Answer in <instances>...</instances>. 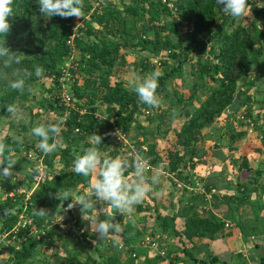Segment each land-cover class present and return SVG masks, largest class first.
Returning <instances> with one entry per match:
<instances>
[{"label":"trees","instance_id":"16d2710c","mask_svg":"<svg viewBox=\"0 0 264 264\" xmlns=\"http://www.w3.org/2000/svg\"><path fill=\"white\" fill-rule=\"evenodd\" d=\"M119 1L121 2L120 6L122 5L120 9L111 6L99 7V5L93 8L86 5L85 0H82L85 15L83 16L87 17L88 21L86 28L81 27L82 29H78V32L76 30V35L80 36L73 39V47H70L68 40L74 27V17L53 16L47 18L40 13L38 0H14L13 16L9 17L10 29L4 37L0 36V42H3L4 39L5 46L20 56L21 64L17 65V68L33 73L36 66L43 68V76L40 78L50 80L55 90L54 94L48 96L49 100L44 107L45 111L54 112L60 117L63 116L66 109L59 98L62 67L68 61L77 65L75 70H69L72 75L68 93L74 100V107L68 112L67 121L60 124L59 136L66 144L65 147L60 148L58 145L57 150L48 154L43 153L41 149L36 151L35 155L41 159L44 167L45 178L39 182L28 200H25L23 195H18L0 201V234L9 233L16 228L19 221L22 220L20 216L30 221L29 224L25 223L22 227L17 228V235L12 240V245H8V254L11 256L12 264H53L46 259L35 258L40 254L57 253L61 241L58 234L61 231L52 225V219L56 215L63 214L67 205L73 202V193L80 187H87L91 177H83L75 173L73 167L75 158L71 156L70 152L71 144L83 143L80 156L88 144L85 143L86 140L92 134L100 135L104 141L108 138L110 131L115 128L127 136L140 112L143 115L148 112L146 109L148 106L140 104L132 90H128L124 83L112 80L116 64L125 57L127 43L122 40L123 36L127 35L125 18H137L145 14L148 16V23L153 30L151 39L145 37L144 30L140 32V36L135 37L137 40L131 46L132 48L156 52L160 49H167L172 58L179 57L176 67L163 71L159 78L157 92L164 100L169 101L170 105L182 104V106L191 107L190 101L196 95L199 83L193 84L187 100L181 93L175 91L172 93L173 100L170 101L171 95L167 90L166 82L179 73L184 62L192 54L196 56V79L202 81L206 78L213 84V87L207 89L204 99L199 105L188 107L187 119L175 136L179 147L190 150L191 161L195 160L192 155L196 152L194 149V144L197 142L196 132L212 126L232 105L234 98L239 95V83L253 70L251 54L255 53L256 60L263 56L261 43L251 40L250 33L255 29L253 25L250 28L237 25L227 31L233 18H229L226 14L217 15L216 0H165L166 4L161 0H129V3H123V0ZM169 3L175 9L178 25L185 23L192 27V34L184 35L178 29L171 17ZM249 9L255 18L264 19V4L258 7L249 1ZM217 20H219L218 23ZM156 23L157 25H155ZM83 36L88 39L84 40ZM115 38L120 39L115 40ZM256 46L257 48H255ZM173 50H177L178 53H172ZM75 51L78 53V59L72 61V54ZM208 54L211 59L202 61L204 55ZM141 66L139 74L143 75L156 65L152 63L150 65L149 61H144ZM40 78L32 75L26 81L22 91L12 90L4 80H0V118H7L11 115L7 113L3 105L15 103L19 106L18 101L25 99L31 93V89ZM96 99L100 106L105 107L106 118L98 117L95 110L85 109L86 105L93 104ZM246 116L251 117L250 114ZM254 122H252L253 125ZM258 129L260 128L256 125L255 130ZM259 131L258 144L260 146L255 149L257 152L264 151V131ZM142 137V140L136 142L133 148L140 151L148 159L149 165L156 170L162 164L155 149L156 144L145 138L144 132ZM36 139V143H38V138ZM235 139L236 136L232 135L230 143L232 144ZM51 142L50 140L49 143ZM0 143L6 145V150L0 153V164L13 162L19 154L20 148L23 147L21 141L11 139L9 136L0 137ZM55 158L60 161L61 166L58 169L54 168ZM166 161L167 174L174 173L178 181L192 182V178L181 170L186 163L183 154L179 151L168 153ZM240 161L241 166L237 179L251 171L245 157H242ZM190 164L191 167H194L196 163L190 162ZM214 170L220 169L215 165L208 166V173L214 172L215 174ZM254 174L256 182L262 172L257 170ZM199 181L202 182L203 179ZM247 186L243 185L244 192ZM205 189L208 192L211 188L205 185ZM65 191H67V198L70 200H64ZM56 193L60 195L61 199L56 197ZM198 198L203 200V197L197 194L192 200L193 203L185 205L182 209L179 216L184 220L183 225H180L181 229L176 226L175 218L177 217L165 218L159 214L154 217L162 231L170 230L171 234L181 242L182 254L194 264H201L202 261L194 259L188 251L186 243L195 247V240L212 241L224 230V221L211 211L207 210L205 217H200L195 212L198 204L196 199ZM233 204L237 207L244 204L249 205L255 217L261 209H264V206H260L258 202L250 201L248 195L231 196L227 204L229 211L235 210ZM36 209H45L48 215L38 216L35 214ZM136 211L143 213L146 208L137 206ZM114 214L116 216L115 223H119L123 229L119 233L120 241L117 243L122 250L131 247L134 241L141 244L145 236H150L151 239L157 236L156 232L144 234L134 221L116 212ZM31 231L35 233H31ZM252 231L254 232L255 229ZM113 234L116 233L110 235ZM254 234L260 236L261 239V244L255 248L262 251V255L258 257L256 263L264 264V225L261 232H254ZM11 237L9 234L8 239ZM80 237L81 245H83L87 242L89 233H81ZM156 244L159 247V237ZM110 253L104 261L102 260V264H120L117 263L116 255L112 251ZM2 254L3 250L0 248V264H10L2 258ZM165 254L166 256L163 258H167L169 264H173L179 259L177 251H167ZM132 257L134 258V255ZM69 264L79 263L75 259H71ZM84 264L90 263L88 261Z\"/></svg>","mask_w":264,"mask_h":264},{"label":"rangeland","instance_id":"374dc122","mask_svg":"<svg viewBox=\"0 0 264 264\" xmlns=\"http://www.w3.org/2000/svg\"><path fill=\"white\" fill-rule=\"evenodd\" d=\"M86 1V5H89L91 7H97L99 5V7H107V6H111V7H116L122 8V5L120 6V1L119 0H85ZM251 3H253L254 5L260 7L264 4V0H249ZM128 3V2H127ZM216 12L217 15H222L224 13H222L221 11H219V7L217 5L216 7ZM85 16V15H84ZM74 17L73 18V22H74V27L77 28V32L78 29H82V28H86V22L88 21L87 17ZM148 16L147 15H142L140 17L137 18H132V17H127L125 18V24H126V37L125 35L123 36V41L127 43V47L126 50L124 52L125 57L122 58L118 63V71L121 74V79L124 80V85L128 90H131L128 86H127V79L129 78L130 74L135 72L136 74H139V70L142 68L141 64L144 63V61H149L150 65L151 63L154 64V62H158L160 64V66H154L152 68V70H149L148 72L144 73L148 74L150 72H152L153 70H158L161 73H163V71H167L170 68L176 67L177 65V61L179 59V57L172 58L170 52L167 49H160L158 52L156 51H151V50H140L138 48H132L131 46L136 42L137 36H140V32H143L144 30V34L145 37L151 39L153 36V30H152V26L148 23ZM219 22V20H217V23ZM237 25H243L244 27L250 28L252 25L255 28L253 32L250 33L251 35V40L252 41H264V19L257 17L255 18L254 15L252 14L251 11L247 12L244 18H241L240 20H235L233 19V22L229 25V28H227V31L232 30L235 26ZM82 27V28H81ZM145 28V29H144ZM76 32V33H77ZM82 35V34H81ZM76 36H80V35H76ZM117 37V36H116ZM83 39H88L87 37L83 36ZM120 38H115V40H118ZM261 46H262V42ZM257 48V46L255 47ZM254 48V49H255ZM175 52V54H177V50H173L172 53ZM207 53H209L207 51ZM211 59L210 54L208 55H204V57L202 58V61H205L206 59ZM72 61H77L78 59V53L75 51L72 54ZM251 59L253 60V64L256 65V63L258 64V61L256 60L257 57L255 55V53L251 54ZM67 62V61H66ZM70 62V61H69ZM131 66V68H130ZM121 67V68H119ZM196 56L195 54H192L191 56H189L187 58V60L184 62V64L182 65V67L180 68L179 73H176L173 77H171L170 79L167 80L166 82V87L168 92L171 95V100H173V92L178 91L179 93H181L185 99L187 100V97L190 93V91L193 88V84L195 82L199 83V87L196 90V95L194 96V98L190 101V106H182V104L180 105H176L178 106L177 108H175L176 106L170 105L169 101L164 100L162 98V105L158 108H151V107H146V109H148L149 114L146 115L140 112V114L136 117L135 122L132 124V130L129 131L132 133H127V136L125 135V143H121V142H115L112 141L110 138H106L104 141H102V144L97 146L99 147V149L101 150V152L103 153L105 158H115L120 156L122 153H128L131 152L133 149V145L136 142H139L142 140V134L143 132H141V130L144 131V133L146 132L145 130L147 129L148 135L145 137L148 140L154 142L156 144V152L159 156V158L161 159V165L156 169L158 171H161L164 174H167V164H166V157L168 153L171 152H175V151H179L181 154L184 155L185 157V161L186 163L184 165H186V167H188V169L191 167L190 162H195L198 161L197 163H203L206 165V163L210 162L212 160V158H218L215 154L220 152L223 155L227 154V158L229 159V163L228 165L225 164V167H222L221 170V174H225L227 175V177H229L228 183H230V188L233 191H235L236 193L239 192L238 189H240L243 186V183L241 181H239L238 179L235 180L234 176L236 174H238L240 172V162L238 160V158H236L237 156L235 155L236 153L227 150L230 149L228 142L227 144H225L226 146H224V144H221L222 142H226L225 140L222 139V134H223V130H222V134L221 132L217 133V131H221L219 130L220 126L217 124H226L229 122V119H225L222 117H220L221 121H219L217 119V121H215V126L217 128L216 132L213 133V130H208L207 132H210V134H204L202 135V131H198L196 132V137H197V142H199L201 145L204 144L203 148H197L196 152L194 155H192V157L195 159L194 161H191V159L189 158V156L191 155L190 150H186L185 148H181L178 146L177 141H176V133L179 131L181 125L186 121L187 117H186V111L189 108L192 107H196L197 105L200 104V102L204 99V95L207 91L208 88L213 87V84L210 83L206 78L203 79L202 81H198L196 79L197 76V71H196ZM117 68L115 67L113 71H116ZM127 72V73H124ZM140 75V76H143ZM114 77H112L113 80ZM197 80V81H196ZM81 82V81H79ZM245 83V82H244ZM82 84V82L80 83ZM263 89V88H262ZM54 87L51 85L50 80L45 79V78H40V80L34 84L33 88L31 89V93L29 95H27V97L25 99H20L18 101L19 106L23 109V118L17 119L13 114H11L9 117L7 118H0V137H4V136H9L11 139H18L19 141H21L22 146L20 148V152L19 154L15 157V160L13 161V163L15 164L14 166H12V171L14 174V176L12 177H8L3 179L2 177H0V201L2 199H5L9 196H18L21 195L19 193H23V192H28L32 187H33V183L31 182V168L30 165L31 163L29 162V160L26 158L27 153L28 152H34L35 154L37 153V150H40L38 143H36L37 139L36 137L32 136L30 134V130L32 127L37 126L39 124H47V123H57L60 116L57 115L54 112H50V111H45L44 107L47 104V100L49 94L52 95L54 94ZM264 93V89L262 90ZM261 91V92H262ZM262 95V93H261ZM51 100V99H50ZM188 103V102H186ZM86 110H95L96 114L98 117H102V118H106L107 117V113L105 112V107L100 106L98 103V100L96 99L95 102H93V104H89L85 106ZM182 107V108H181ZM190 110V109H189ZM173 111L176 112V117L173 118L172 113ZM254 117L256 116L253 113ZM232 116V114L230 116H228L229 118ZM239 118L240 116H234L233 121L237 124L242 122H239ZM254 121V120H253ZM241 124H239L240 131L241 128H243V126H241ZM233 126V125H232ZM145 129V130H144ZM232 130V128H231ZM230 133V132H224V135ZM129 134V135H128ZM215 134V135H214ZM218 134V135H216ZM214 136L218 137L219 136V145H215L214 142ZM226 139V137H225ZM229 141V140H228ZM196 142V143H197ZM85 143L87 147L90 146V139L88 138L86 140ZM195 143V144H196ZM231 144V143H230ZM30 145H31V149H30ZM33 145V146H32ZM65 143H63L61 141V143L59 144L60 148H64L65 147ZM131 146V147H130ZM83 148V143L81 142H77L74 144H71L70 147V152H71V156H73L75 159H77L79 157L80 154V150ZM84 148V149H85ZM226 149L225 152H223V149ZM216 149H219L218 152ZM230 153H228V152ZM210 156V157H209ZM209 164V163H208ZM210 165V164H209ZM60 161L58 158H55L54 161V168L58 169L60 168ZM206 167V166H205ZM248 167L250 168V164L248 163ZM207 170H208V165H207ZM226 168V170H225ZM202 171V169H201ZM215 172L218 173V171L214 170ZM244 171V170H243ZM255 171H250L248 172L251 175H254V177L252 178V180H255ZM247 173V174H248ZM44 174V172H43ZM148 176V173L146 174ZM246 175V174H245ZM94 177L95 174H93ZM167 176V175H166ZM165 176V177H166ZM149 177V176H148ZM168 177V176H167ZM232 177V178H230ZM200 178L202 179V175L200 174ZM168 182H169V177L167 178ZM236 181V182H235ZM171 182V180H170ZM246 182V181H245ZM173 182H171L170 184H168V188L170 189H175L177 190V192H181L182 193V188H176L173 184ZM201 183V182H200ZM217 187L221 189V186H219V182H216ZM251 183V182H248ZM205 187V186H204ZM238 190V191H237ZM88 192V191H86ZM217 192V191H216ZM87 194V193H85ZM150 192L147 194V196L144 198V200L136 205L137 206H144L146 208V210L148 211V217L152 218L155 217L156 215V208L154 207V201L153 198L149 195ZM79 195H84L83 192H75L72 195V200L73 203L76 202L77 197ZM187 199L188 196H186ZM236 197V196H235ZM227 199L229 200L230 197H227ZM197 200V209L199 210L200 208H205L206 206H204L203 202L201 201L200 198L196 199ZM199 200V201H198ZM218 199L216 198L214 201L211 202L210 206L213 207V205H217L218 204ZM225 201V199H224ZM106 204H108L107 202L104 201H98L97 202V208L94 209H98L100 211H102V207L106 208ZM184 206V205H183ZM182 207V206H180ZM179 207V208H180ZM200 215H203L204 212H207V210H201ZM203 211V212H202ZM89 212V213H88ZM112 214L115 213V209H112L111 211ZM88 217H85L84 215H87ZM61 214L56 215L54 217V219H52V225H55L54 227H57L56 223H61ZM93 215V214H92ZM133 215V214H131ZM83 216V218H82ZM204 217L206 216L203 215ZM81 217V218H80ZM89 221H91V212L90 211H86V212H82L81 208L79 205H74V207L69 211V216L67 219V226L69 227L68 232H64V231H57L60 232L58 234V237H60L59 239L62 241L60 244H62V246L65 245L66 247V242L67 243H73V240L75 239H79L81 240V237H77L80 236L81 233H89V226L88 225ZM264 221V220H263ZM142 221H137L138 225H139V230L142 231L144 234L146 233V229H143L144 225ZM64 223V222H63ZM149 223V222H148ZM157 223V222H156ZM25 222L24 220L20 221V225L22 227V225H24ZM158 224V223H157ZM154 225V224H153ZM150 225L148 226V229H151V231L156 232L158 229L156 228V226ZM156 225V224H155ZM176 226H180L177 222ZM262 226V225H261ZM257 227H260L257 225ZM59 229V227H58ZM94 230V229H93ZM260 230V229H258ZM150 231V232H151ZM160 231L158 230V233ZM90 235V234H89ZM116 235V236H115ZM164 240L168 239V247L169 245H173L172 242L169 243V240H172L170 238V236L175 237L173 234H171L170 230H168V233H164ZM114 236V237H113ZM119 233L113 234L111 237L114 238V241L119 242L120 241V236ZM221 237V235H219ZM119 238L116 240V238ZM157 236H155L156 238ZM217 237L214 241H218L222 238ZM259 236H257L258 238ZM162 240V237H160ZM159 238V240H160ZM255 237V242H258V239ZM73 239V240H72ZM259 240L261 241V239L259 238ZM178 244L175 245V248L172 251H178L179 254H182V248L183 246L181 245V242L179 240ZM213 241V242H214ZM64 243V244H63ZM221 243V242H220ZM218 244H215V248H212L215 254H218V251L223 247V244L219 247H216ZM180 244V245H179ZM8 239L3 240V242H1L0 244V248L3 250V254H2V258L6 259V261H8L10 264H12V259L11 256L8 254ZM72 246V245H71ZM186 246L189 248V252H194L193 249H196L194 247H192L190 244L186 243ZM167 247V246H166ZM164 246V248H166ZM75 251L74 248L71 249H65L60 251V255L59 257H63L64 259L67 258V256H69V252ZM68 251V252H66ZM124 251V250H122ZM126 251V250H125ZM165 252V251H164ZM198 253V252H196ZM193 254V253H192ZM196 254H194L195 256ZM252 255L251 253L247 252V258L250 261ZM186 259H188L186 257ZM254 261V260H253ZM252 260L250 261L251 263L253 262ZM190 262V261H188Z\"/></svg>","mask_w":264,"mask_h":264},{"label":"crops","instance_id":"0c3cea01","mask_svg":"<svg viewBox=\"0 0 264 264\" xmlns=\"http://www.w3.org/2000/svg\"><path fill=\"white\" fill-rule=\"evenodd\" d=\"M127 2L129 3V0H123V3ZM260 42H262V46L261 44L260 46L263 51V56L257 60L258 64L256 63V65L253 66L252 72L239 83V95L234 98L232 105L228 107L220 116L222 117V119H229V122L224 125L217 124L220 126L219 130H221L217 131V133L221 132L222 134L223 130L222 139L226 142H222L221 144H224V146H226L225 144H227L228 142L229 148L231 147L230 149H233L235 152L233 150L230 151L236 153L235 155L237 156L236 158H238L239 162H241L240 160L242 157H245L247 160V164H250L251 171L259 170L262 172L261 176H259L257 181L255 182L252 180L254 175H251V177L249 173L246 175H242V177L238 180L241 181L243 185H248L246 191H243L242 186L240 189H238L239 192H232L229 185L230 183H228L229 177H227V175L225 174H221V171H223L221 170L222 167H225V164L228 165L229 163V157H226L227 154L223 155L222 153L218 152L219 149H216L218 153L215 154L218 158H212V160L208 162L210 165H215L216 167H219L220 170L218 171V173H208L206 167L207 165L209 166V164L206 163L205 165L203 163H197L198 161H195L196 164L194 165V167L188 169V167L184 165L181 168L184 174H186L187 176L189 175L190 178L195 180H200L201 174L203 179L202 184L207 185L209 188H214L215 191L218 192V196L214 197V199H218V204L213 205V207H211L209 211H211L214 215L220 217L224 221V224L228 223L230 225L228 228H225L224 226V230L222 234H220L221 237L218 235L212 241L195 240L194 248L196 249H193L194 252H191V255L194 257V259L202 261L201 264H258L256 263V260L262 255V251L260 249L255 248L256 246H259L261 244V241L259 240L260 236L257 238V235L254 234V232L262 231V227L264 225V209H261L257 217H255L254 213L252 212V209H250L249 205L247 204L241 205L239 207L233 204L232 206L233 208H235V210L231 211L228 210L227 206L229 201L227 197H241L242 195H248L250 201L258 202L260 206H264V151H255V149L260 146L258 144V139L260 135L259 130L264 131V93L262 91L264 89V41L260 40ZM118 64L119 63L116 64L117 70L113 71V81H119L124 83V80L121 79V74L118 71ZM253 113L256 115L255 117ZM231 114L232 116L229 118L228 116H230ZM247 114H250L251 117L248 118L246 116ZM234 116H240L239 122L241 121L242 124H239L243 126V128H241V131L240 129H238L240 128L239 124L233 121ZM220 117L218 118L219 121H221ZM253 120L255 121L254 125L252 123ZM256 125L260 129L255 130ZM217 128L218 126L216 127L214 123L209 128L201 130V134H210V130H213V133H215ZM208 130L210 132H207ZM145 131L147 132V129ZM226 131L230 133L224 135V132ZM141 132L144 131L141 130ZM146 132L145 137L148 135V133ZM232 135L236 136V139L232 144H230V137ZM213 138V143L215 145H219V136H214ZM200 147L203 148L204 144L201 145L199 142L194 144L195 150ZM225 150L226 149L224 148L223 152H225ZM227 150L229 149L227 148ZM157 171L158 170L148 172V176L150 177ZM158 172V182L152 185L149 194L153 198V201L155 203L154 207L157 210L156 214H159L161 217L165 218L177 217L175 218L176 223L178 222L179 225H183L184 220L183 218L179 217L182 213V209L185 207V205L193 203L192 200L197 194H194L189 190H182L181 193L177 192V190L173 188H168V184L171 183L170 178L168 182V177L166 176V174L162 173L161 171ZM237 178L238 174L234 176L235 180H237ZM95 179L96 177L91 175L88 186L84 188L80 187L76 190V192H80V194L81 192H83V194H88L91 189V185L95 182ZM216 182H219V186H221V189L217 187ZM186 196H188L189 199H187ZM140 206L145 209L144 206ZM112 209L113 208L108 204H106V208L102 207V211L98 209H92L90 210L91 218L98 216L100 220L107 219L112 220V222L115 223L116 216L115 214L111 213ZM200 209L203 210L202 208ZM200 209L198 210L196 207L195 212H197L200 217H203V215H205V212L203 213V215H200L202 214ZM115 212L117 214L123 215L127 219H131L132 221H134L138 228L140 223L138 225L137 221H142L143 224H145L143 229H146V234L150 233L151 231V229H148V226L154 224L153 226H156V228L161 231L159 233L158 230L156 231L157 237H162V240L161 238L159 240V247H157L155 250L149 249L143 247L138 241H134L131 247L125 248L124 251H122L120 246L117 244L119 242L116 241L115 243L113 238L114 236L111 237V235H109L105 239L100 240L98 239L97 234L94 233V230H92L91 226H89L88 232L90 235L87 238V242H85L83 245H81L79 239H72L73 243L66 242V247L65 245L62 246V244H60L62 241H60V247L57 253L40 254V256L35 259H46L49 261V263L53 264H69V260L71 259H75L76 261H78L79 264H84L88 261L90 264H102V260L104 261L105 257L111 254L110 251H112L117 257V263L120 264H169L168 260H166L167 258H163L166 256V254L161 258V255H158L160 251H172L175 248V245L178 244V239L176 237L170 236L172 240H169V243L172 242L173 245H169L168 247V239L164 240V236H166L164 235V233H168V230L162 231L159 225L157 224L158 222L154 220V217H148L147 210L143 213H138L136 211L135 206L134 211L132 213L133 215L127 213L122 214L117 212V210H115ZM84 216L88 217V214ZM88 223H91V221H89ZM257 225L260 227H257ZM179 228L181 229V226H179ZM252 229H255V231L253 232ZM118 237L116 238V240L119 239ZM217 237H220L222 239L214 241ZM255 237L258 239V242L254 241ZM218 243L220 244L216 247H219L222 244L223 247L218 251V254H215L212 248H215V244ZM164 246L167 247L164 248ZM67 248H74L75 251L70 250L71 252H69V256H67L66 259H64L63 257H59L60 251L65 250ZM247 252L251 253L252 255L250 259V261L254 260L252 263L247 258ZM194 254L196 255L194 256ZM132 255H134V258L132 257ZM188 261L189 260L186 259V256L180 253L178 261L174 262L173 264H194L193 262Z\"/></svg>","mask_w":264,"mask_h":264},{"label":"clouds","instance_id":"9594fccd","mask_svg":"<svg viewBox=\"0 0 264 264\" xmlns=\"http://www.w3.org/2000/svg\"><path fill=\"white\" fill-rule=\"evenodd\" d=\"M38 4L40 13L47 18L53 16L80 18L84 15L82 0H38ZM216 4L222 13L235 20L244 18L250 11L249 0H216ZM13 5L14 0H0V36L4 37L10 29L9 17L13 16ZM20 64V56L6 47L3 39V42H0V80H4L12 90H24L26 81L32 75L37 78L43 76L42 67L36 66L33 73L17 68L16 66ZM161 75L162 73L158 70H153L143 76L135 72L130 74L127 86L135 93L140 104L151 108H158L162 105V98L157 92ZM3 107L6 108L7 113L13 114L17 119L23 118V109L17 104H6ZM172 116L176 117L175 111ZM68 117L69 113H64L57 123L39 124L31 128L30 134L38 138V146L43 153L48 154L57 150L62 141V137L59 136L60 124L67 121ZM89 139L90 146L75 159L73 167L77 175L89 177L95 174L96 179L89 193L79 195L76 202L69 203L67 208L71 209L74 205H79L84 213L97 208L98 201H104L119 213L132 214L134 207L144 200L151 191L152 185L158 182L159 172L157 171L150 177L146 176V170L150 167L149 161L134 148L131 152L122 153L118 157L105 158L97 147L102 144V137L94 133ZM50 140L51 143H49ZM5 150L6 145L0 143V153ZM14 165L13 162L0 164V177L5 179L14 176L16 174L12 171ZM63 195L64 200H70L67 198V191ZM56 197L61 199L57 193ZM35 214L48 215L45 209H36ZM89 224L100 240L112 233L123 231L119 223L107 219L100 220L98 216L91 218Z\"/></svg>","mask_w":264,"mask_h":264},{"label":"built area","instance_id":"2783aa9c","mask_svg":"<svg viewBox=\"0 0 264 264\" xmlns=\"http://www.w3.org/2000/svg\"><path fill=\"white\" fill-rule=\"evenodd\" d=\"M161 1H162V3L166 4L165 0H161ZM168 5H169V8L171 9V17L174 19V21L177 24V27L181 31V33L184 35L185 34H192L193 33L192 27L187 26L185 23L178 25V17H177V14H175V9L172 8L170 3ZM93 8H95V7H93ZM155 25H157V23ZM76 30H77V28L73 27L72 33L69 36L68 45L70 47H73V39L76 37ZM76 65H77L76 63H73V62L70 63L69 61L65 65H63L61 77L59 80V83H60L59 98H60L61 104L66 109L65 113H68L74 107L73 106L74 100L72 99V97L68 93V90H69V83H71L70 79H71V75H72L69 70H71V69L75 70ZM154 65L158 66L159 64L155 61ZM145 114L148 115L149 112H145ZM109 138L115 142H125V135L120 130L115 129V128L112 129L110 131V133L108 134V139ZM26 156H27L26 158L31 163L30 168H31L32 172H31L30 178H31V182L33 183V187L28 192L27 191L23 192V193L21 192L19 194L23 195L25 197V200H28L30 194L37 188L39 182H41L45 178V174H43L44 167L42 165L41 159L38 158L35 155V153L28 152ZM151 170H152V168L149 167L146 170V173H148ZM167 176L171 179V181L173 182V184L176 188L186 189V190H189L195 194L202 196L203 197L202 202H203L204 206H206L203 209L204 210H210L211 209L210 204L212 201H214V197L218 195V192H216L214 189H210L207 192L204 185L202 183H200V181L197 179L196 180L192 179L191 183H189V182L187 183L186 180L178 181L175 178L174 173H168ZM12 197L13 196H9V198H12ZM71 209L65 208L63 214L60 215L61 223H56L57 227H59V230L64 231L65 233L68 232V230H69V227L67 226V223H68L67 219L69 216V211ZM20 219L24 220L25 223H28V224L30 223L29 220L23 219V217H21V216H20ZM20 221H19L17 227L14 228L13 230H11L9 233L0 234V244H1V242H3V240L8 239V235L11 234L12 237H11V239H8V244L12 245L11 242H12V240L15 239V237L17 235L16 234L17 228L21 227ZM224 226H225V228H228L230 225L228 223H225ZM31 233L34 234L35 232L31 231ZM157 239H158V237L151 239L150 236H145L144 240H142V242H141V245L143 247L155 250L157 248V244H156ZM159 255L165 256V252L160 251Z\"/></svg>","mask_w":264,"mask_h":264},{"label":"bare ground","instance_id":"6f19581e","mask_svg":"<svg viewBox=\"0 0 264 264\" xmlns=\"http://www.w3.org/2000/svg\"><path fill=\"white\" fill-rule=\"evenodd\" d=\"M123 143H125V142H123ZM151 167V166H150ZM152 168V167H151ZM154 169L152 168V170L151 171H153ZM150 172V171H149ZM147 174V173H146ZM145 174V175H146ZM147 176V175H146ZM176 178V177H175ZM171 180V179H170ZM172 182V181H171ZM202 183V182H201ZM205 186V185H204ZM211 189H214V188H211ZM186 190V189H185ZM215 190V189H214ZM193 193V192H192ZM218 196V195H217ZM217 196H215V197H217Z\"/></svg>","mask_w":264,"mask_h":264}]
</instances>
